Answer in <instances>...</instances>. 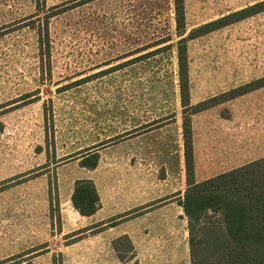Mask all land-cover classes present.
<instances>
[{
    "label": "rangeland",
    "instance_id": "rangeland-1",
    "mask_svg": "<svg viewBox=\"0 0 264 264\" xmlns=\"http://www.w3.org/2000/svg\"><path fill=\"white\" fill-rule=\"evenodd\" d=\"M252 1L184 0L186 34ZM249 22L189 39L188 83L200 90L226 45L250 44ZM178 39L173 0H0V264H190L178 202L182 120L194 107L180 102ZM165 172L181 192L178 226L147 220L145 233L171 251L102 242L72 208L75 182L90 174H107L113 189L128 174ZM136 210L106 223L128 222L137 240ZM206 214L223 225L220 212Z\"/></svg>",
    "mask_w": 264,
    "mask_h": 264
},
{
    "label": "crops",
    "instance_id": "crops-1",
    "mask_svg": "<svg viewBox=\"0 0 264 264\" xmlns=\"http://www.w3.org/2000/svg\"><path fill=\"white\" fill-rule=\"evenodd\" d=\"M258 1L260 0L252 2ZM249 17V28L253 37L250 44L226 45L230 47L226 49L230 53L217 61L216 69L212 73L208 71L211 74L202 76L200 90L194 80H189L191 105L212 101L190 115L195 183L264 158V84L242 94L221 98L223 94L264 78V10ZM245 56L248 57L244 58ZM182 158L184 165V150ZM176 162L177 159L174 158L173 164ZM127 177L118 180L120 185L112 189V180H109L107 174H90L99 198V207L88 216L80 215L74 207L73 210L80 217L88 218L90 225L98 224L96 228L101 229L94 235L102 242L110 243L126 236L132 247L136 241L138 244L144 243L143 252L152 253L153 257L171 251L168 240H163L159 235H146V222H151L150 227L178 226V211L174 206L180 205L179 202V205L175 204L176 198L188 187L185 165L184 174H181L185 187L181 192L178 190L176 177L171 172H165L161 176L128 174ZM162 202L164 204L159 205ZM149 203L153 204L146 205ZM180 207L182 209L181 205ZM131 210H136L132 212L133 215L137 213L133 222L138 226L137 240L131 237L132 232L127 229L128 222L122 220L111 226L106 223L111 217ZM183 215L187 219L184 212ZM162 241L169 244L161 247ZM146 243L150 246L153 243L154 250L146 247ZM180 249L182 253H186V243ZM140 251L138 250V257L141 256Z\"/></svg>",
    "mask_w": 264,
    "mask_h": 264
},
{
    "label": "trees",
    "instance_id": "trees-1",
    "mask_svg": "<svg viewBox=\"0 0 264 264\" xmlns=\"http://www.w3.org/2000/svg\"><path fill=\"white\" fill-rule=\"evenodd\" d=\"M177 40V63L181 105L194 107L182 120L184 165L188 187L179 201L187 217L190 264H264V158L247 163L201 182L193 181L190 115L211 100L189 103L188 58L186 42L235 23L264 10V0L224 14L192 28L186 34L184 0H173ZM186 34V35H185ZM185 35V36H184ZM264 84V78L223 94L221 98L242 94ZM71 203L80 215H90L99 207L93 182H75ZM208 211L220 212L223 225L203 220ZM204 236L195 235L197 228Z\"/></svg>",
    "mask_w": 264,
    "mask_h": 264
}]
</instances>
